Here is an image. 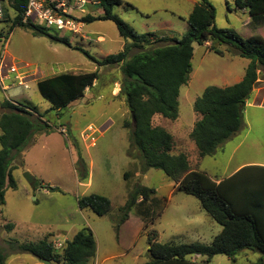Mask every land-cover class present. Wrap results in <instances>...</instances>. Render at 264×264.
<instances>
[{"label": "rangeland", "instance_id": "rangeland-1", "mask_svg": "<svg viewBox=\"0 0 264 264\" xmlns=\"http://www.w3.org/2000/svg\"><path fill=\"white\" fill-rule=\"evenodd\" d=\"M122 1L123 4L114 12L139 33L154 32L150 45L125 40L112 20L86 22L83 35L78 36L66 31L47 30L51 36L67 38L71 46L47 35L35 36L25 27L11 28L15 14L10 8V18L0 22L1 38L7 36L6 42L0 41V58L3 57L0 66V116L5 110L1 103L9 100L35 107L32 109L35 117L40 116L42 122L50 125L48 129L36 132L11 164L17 187L6 189L0 215V245L6 251L8 264H43L32 254L22 252L17 244L47 240L62 253L67 242L85 227L95 231L98 246L97 256L90 264H143L150 258L151 231L158 232L155 238L159 242L176 243L196 242L192 238L197 232L205 231L208 236L218 234L211 226L219 227V224L202 211L195 196L178 190L169 200L163 197L167 189L162 191L161 188L166 186L164 177L167 175L162 170L149 169L144 181L138 176L140 174L136 175L139 160L128 154L130 132L124 127L131 113L121 93L124 78L122 62L99 66L88 56L103 59L125 50L128 57H132L145 49L168 43L162 41L163 38L181 37L189 30L182 17H186L195 4L188 0ZM210 2L216 9L215 23L219 28H235L244 32L243 22L247 16L236 9L234 0ZM102 11L97 8L96 15H101ZM222 48L224 54L219 55L204 45L194 44L193 70L190 82L180 89L178 118L171 120L154 115L152 120L154 126H161L172 133V154L185 152L191 166L217 178L231 174L245 162L264 163V107L257 106L263 97L257 96L255 89L254 98L245 104L241 130L214 155L201 157L190 137L200 117L194 109L195 100L207 86L235 84L238 76L244 77L250 62L236 54L233 47L228 49L226 45ZM12 64L18 67L20 79H15L16 73L9 72ZM94 70L98 71L99 77L93 86L86 89L83 98L73 101L65 109L52 110L37 87L39 80L62 72ZM261 78L264 81V74ZM63 115H70L66 124H62ZM89 126L96 129L95 140L88 139L85 134ZM126 155L130 158L127 165ZM85 168L91 172L89 185L82 178ZM126 171L131 173L128 179L124 178ZM26 172L33 176V182L26 179ZM137 184L157 188L158 193L154 196L164 209L144 232L141 231L136 247L129 251L119 246L115 225L121 215L119 208ZM90 193L107 196L112 204L110 212L100 216L89 208L81 209L78 199ZM201 213L205 215L204 226ZM8 223H13L14 228L8 229ZM212 239L208 237L205 243ZM110 253L113 255L111 259ZM261 256L259 252L244 250L235 261L219 254L211 259L210 264H252ZM201 259L203 257L199 256L194 261Z\"/></svg>", "mask_w": 264, "mask_h": 264}, {"label": "trees", "instance_id": "trees-1", "mask_svg": "<svg viewBox=\"0 0 264 264\" xmlns=\"http://www.w3.org/2000/svg\"><path fill=\"white\" fill-rule=\"evenodd\" d=\"M5 1L7 5L0 22L6 17L10 18V8L15 14L11 28L25 27L35 36L47 35L71 46L67 38L51 36L48 29L23 22L27 0ZM234 3L236 8L248 10L252 17L251 23L264 25V0H234ZM122 4V0H100L99 8L104 11L103 14L88 15L84 20H112L125 40L150 45L154 32L139 33L114 12ZM182 18L187 21L189 30L181 37H162L161 40L168 43L159 47L145 49L132 57H128L125 50L109 54L103 59L88 55L99 66L122 62L124 78L121 93L131 113V118L124 122V127L130 132L128 154L139 160L141 172L145 173L151 168L162 170L168 179L178 184L177 190L195 196L202 209L222 227L210 243L159 242L155 238L157 232L151 231L150 258L143 264H210L211 259L219 254L235 261L236 256L244 250L261 253L258 261L252 264H264V165H245L217 182L207 172L192 168L185 152L172 154V133L152 124L156 114L171 120L178 118V97L181 87L188 84L191 78L195 43H209L208 49L219 55L224 54L222 46L227 45L228 49L233 47L236 54L250 60L243 79L226 87L207 86L194 102V109L200 117L190 137L201 157L214 155L243 126L245 104L252 97L260 75L264 74V32L245 36L233 28H219L215 23L216 9L210 0H198L192 11ZM1 37L0 41L6 42L7 36ZM98 77L97 70L62 72L39 80L37 87L41 96L51 104V109L60 110L83 98L86 89L92 87ZM239 102L243 104L241 107ZM1 104L5 110L0 116V215L5 204L6 189L17 187L11 171L15 155H20L36 132L50 127L48 122L41 121L40 116L35 117L32 110L35 107L9 100ZM130 174V171H126L124 178H130ZM82 178L88 180L87 169ZM155 193L154 188L141 184L129 191L126 202L119 208L121 215L115 225L117 236L133 210L144 220L142 232L150 226V222L164 209V206H159L160 201L154 196ZM78 205L100 216L109 213L112 206L107 196L98 193L80 197ZM14 226L8 223L7 228L11 230ZM17 246L22 252L32 254L39 260L45 258L63 264H90L97 252L96 237L89 227L77 232L67 242L62 253L56 251L53 243L47 240L19 243ZM197 255L205 259L196 262L194 256ZM0 264H8L6 251L1 245Z\"/></svg>", "mask_w": 264, "mask_h": 264}, {"label": "built area", "instance_id": "built-area-1", "mask_svg": "<svg viewBox=\"0 0 264 264\" xmlns=\"http://www.w3.org/2000/svg\"><path fill=\"white\" fill-rule=\"evenodd\" d=\"M6 5L5 0H0V20L4 17ZM99 6L100 0H27L23 22L40 25L48 30L66 31L74 36L83 35L86 25L84 18L88 15L97 16L96 9ZM2 63L3 57L0 58V66ZM8 70L16 73L15 79H20L15 64H12ZM19 84L22 82L19 81ZM95 133L96 129L92 126H89L85 132L87 138L92 140H95Z\"/></svg>", "mask_w": 264, "mask_h": 264}, {"label": "crops", "instance_id": "crops-1", "mask_svg": "<svg viewBox=\"0 0 264 264\" xmlns=\"http://www.w3.org/2000/svg\"><path fill=\"white\" fill-rule=\"evenodd\" d=\"M188 1L189 2H193L194 4H196L198 2V0H188ZM227 5H228V7L230 9V4L228 3V1H227ZM236 9H238V8H236ZM238 10L240 12H242L244 15L247 16L245 18L244 22H243V26L245 27V29L243 30L244 32L239 31L242 35L252 36V35H259V34H262L263 33V31H264V25H261L260 26V25H254V24H251L250 23L251 20H252L251 19L252 17L250 16V14H249V12H248L247 9H238ZM231 13H234V12L231 11ZM208 45H209V43L204 44V46L206 48H208ZM242 79H243V76L240 75V76L237 77V80L236 81L239 82ZM262 79L263 78H261V75H260V78L258 79V84H257L258 86L256 85L258 88L257 87L254 88L255 91H256V92L254 91V93H256L257 96H260L261 98L263 97L261 103L257 105L258 107H264V95H263L264 94V85H263V82L264 81ZM254 96L255 95L252 94L251 99L254 98ZM260 97H258V98H260ZM157 115H160V114H156L155 116H157ZM129 162H130V158L126 155V159H125L126 165ZM250 164L264 165V163H262V162H245L244 164H241L238 168H236L233 172H231V174H229V175H227L225 177H220V178L218 177L217 178V177H214V176L210 175L209 173L208 174L211 177H213L217 182H219L220 180H222V179H224V178L229 177L230 175H232L234 172H236L237 170H239L241 167H243L245 165H250ZM192 168L196 169V166L195 167L192 166ZM137 171L138 172H136V175L140 174L138 176L141 178L142 181H144L148 177L149 170L146 171L145 173H142L141 170H140V164H139V167H138V170ZM164 178H165L164 179L165 180V183L164 184L166 186L163 187V188H161V189H162V191L164 189H167V191L165 190V193H167V194H165L166 196L163 195V197L167 198L166 200H169L170 198H173L174 197V195H175L176 192H178V190H177L178 184L175 183L173 180L168 179L167 177H164ZM90 180H91V172L89 173V178L86 181V184L89 185L90 184ZM158 189L161 190L160 188H158ZM155 190H156V193H155V195H156L158 193L157 188H155ZM202 211H204V210L202 209ZM201 214H202V219L201 220H202V224L204 226V223H205V220H204L205 217L204 216L205 215H203V213H201ZM144 225H145L144 220L138 214H136V212L133 210L130 213L129 218L122 224V226L120 228V231H119V234H118V240H117L119 246H121L124 249H129V251L132 250L133 248H135L136 247V243L138 241V238L140 237L139 235L141 234V231L144 228ZM211 227H212V229H214L215 233H217V232L219 233L222 230V227L220 225L218 227L217 225H214L213 224ZM93 232H95V231L93 230ZM208 237L214 238L215 236H208V235H206V232L205 231L204 232H197V234L195 236H193L192 240L193 241H196V242H199L200 241V242H204L205 243L207 241V238ZM97 252H98V246H97ZM97 252H96V256H97ZM198 257H199L198 255L197 256H194V259H197ZM111 258H113V255L110 253V259ZM204 259L205 258L203 257V259H201L200 261H202Z\"/></svg>", "mask_w": 264, "mask_h": 264}, {"label": "water", "instance_id": "water-1", "mask_svg": "<svg viewBox=\"0 0 264 264\" xmlns=\"http://www.w3.org/2000/svg\"><path fill=\"white\" fill-rule=\"evenodd\" d=\"M239 106H240V107L242 106V102H239ZM132 117H133V121L135 122L134 113H132ZM68 118H70V115H67V116H65V117L63 118V120H62V124H66V121H67ZM25 177H26V179H27L29 182H33V181H34L33 176H32L29 172H26V173H25ZM41 262H42L43 264H54L52 261H50V260H48V259H45V258L41 259Z\"/></svg>", "mask_w": 264, "mask_h": 264}]
</instances>
